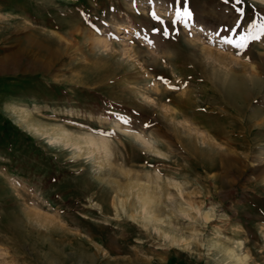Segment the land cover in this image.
Returning <instances> with one entry per match:
<instances>
[{"label": "rangeland", "instance_id": "1", "mask_svg": "<svg viewBox=\"0 0 264 264\" xmlns=\"http://www.w3.org/2000/svg\"><path fill=\"white\" fill-rule=\"evenodd\" d=\"M187 6L0 0V62L57 53L0 71V264H264V38L222 43L264 0Z\"/></svg>", "mask_w": 264, "mask_h": 264}, {"label": "snow or ice", "instance_id": "2", "mask_svg": "<svg viewBox=\"0 0 264 264\" xmlns=\"http://www.w3.org/2000/svg\"><path fill=\"white\" fill-rule=\"evenodd\" d=\"M151 3L152 0H149ZM173 4H181V7L176 8L175 10V18L174 20L170 21L167 26H163V21L161 20V17L156 14L155 11H152L150 13L151 17L159 22H161L162 27H154L152 31L161 33L164 37H169L171 32H177L178 34V29L173 28V24L177 23H182L185 26H188L189 23L193 20V12L191 11L190 7L187 6V0H183V3H181V0H172ZM224 3L227 4L229 3V0H224ZM237 4L242 3V0H236ZM238 12L241 13V15L244 14L243 9H237ZM241 25L237 23L234 28L231 30L233 31V37L228 36V29L224 30V38L222 40V43H225L227 45L232 46L233 48L237 50H245L249 47V45L253 41H259L262 38H264V17L260 19V22H257L253 18H249V20L245 21L244 27L247 29L244 31L242 34L236 33L234 31L235 28H240ZM203 31V29H201ZM99 31V29H97ZM217 34H219L217 32ZM140 33H137V36H139ZM150 44L154 43V41L149 40L148 41ZM239 54V52H238ZM157 79H159L162 83H164L166 86L169 88H172L173 90L178 91L179 89L176 88L175 85L171 83V81L167 80L163 76H158ZM186 86V85H185ZM123 119V117H121ZM128 120H124V123H128ZM145 127H150L149 124H145Z\"/></svg>", "mask_w": 264, "mask_h": 264}, {"label": "bare ground", "instance_id": "3", "mask_svg": "<svg viewBox=\"0 0 264 264\" xmlns=\"http://www.w3.org/2000/svg\"><path fill=\"white\" fill-rule=\"evenodd\" d=\"M26 42L28 43V45H30V47H35L37 48V51L39 50L41 52V54L34 52L32 54V56L29 59L30 62H28V65H26L25 62H23V59H25V55L27 54V49H22V50H19L17 53H14V54H11L9 56V58L6 59V61L4 62H0V71L1 70H5L8 65H9V68L12 67V70H14L15 72L19 73L20 71L23 72V73H33L35 71H41V72H45L47 70H50L52 68V64H48L47 65L44 63L43 61V58L46 57V56H50L51 58L57 56V53L55 52L54 49L50 48V47H47L45 46L44 44H42L40 41H36L34 38L30 37V36H27L26 37ZM25 54V55H24ZM24 56V57H23ZM27 59V60H28ZM55 63V62H54ZM183 74V73H182ZM229 75V74H228ZM189 76V75H188ZM230 76V75H229ZM190 78V77H189ZM230 78V77H229ZM228 78V79H229ZM194 79V77H193ZM222 79V78H221ZM228 79H227V82H222L223 83V87L225 89V92L231 96V97H238L240 95L244 96L246 94V90H244V88L242 87V92L239 91L238 89V85L236 83V81H232L234 80L232 78L231 81L228 82ZM220 80V79H219ZM223 80V79H222ZM220 80V82L222 81ZM185 81V80H184ZM177 82V81H176ZM186 82V81H185ZM193 82V81H192ZM190 83H191V80H190ZM195 82H193V85H194ZM185 84V83H184ZM189 84V83H188ZM174 85V83H173ZM192 85V84H191ZM176 86V85H175ZM182 86V84L180 85ZM190 86V85H189ZM188 86V87H189ZM178 88V87H177ZM158 89V88H157ZM185 90V89H184ZM240 90H241V87H240ZM160 93V92H159ZM187 93V92H184V94ZM183 94V93H182ZM191 94V91L190 93ZM162 95V94H161ZM188 95V94H186ZM185 95V96H186ZM182 96V95H181ZM189 96V95H188ZM191 96V95H190ZM187 97V96H186ZM161 98V97H160ZM182 99V98H181ZM188 101H190V99H188ZM161 102V101H160ZM163 102V101H162ZM188 103H191V102H188ZM177 105V104H176ZM185 106V105H184ZM200 111V109H198ZM203 110V109H202ZM202 112V111H201ZM205 112V111H203ZM202 112V113H203ZM177 113V111H176ZM196 113V112H195ZM206 113V112H205ZM180 114V113H179ZM183 114V113H182ZM186 114V113H185ZM214 114H210L208 116V118H211L213 117ZM174 116V115H172ZM190 116V115H189ZM202 117H205L207 115H200ZM25 121H27L28 119H30V114L29 113H24L22 114L21 116ZM171 117V116H170ZM172 120H173V117H172ZM216 120V119H215ZM194 124H198L199 126L203 125V122L202 124H200L198 121H195L193 122ZM208 124V123H207ZM200 128H204V127H200ZM208 134L210 135L211 139L212 138H215L216 136H218V132H215L214 130L211 131V130H207ZM63 134V133H62ZM207 137V136H206ZM203 140L205 141V139L203 138ZM147 142V141H146ZM149 144V143H148ZM151 144V143H150ZM149 198V197H148ZM146 210V209H145Z\"/></svg>", "mask_w": 264, "mask_h": 264}]
</instances>
